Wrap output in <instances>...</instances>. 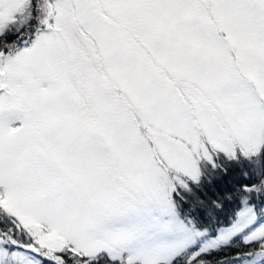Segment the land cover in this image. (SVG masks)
<instances>
[{
	"label": "snow or ice",
	"instance_id": "snow-or-ice-1",
	"mask_svg": "<svg viewBox=\"0 0 264 264\" xmlns=\"http://www.w3.org/2000/svg\"><path fill=\"white\" fill-rule=\"evenodd\" d=\"M0 264H264V0H0Z\"/></svg>",
	"mask_w": 264,
	"mask_h": 264
}]
</instances>
